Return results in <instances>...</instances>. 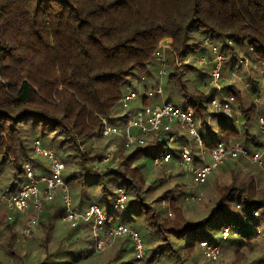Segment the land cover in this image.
Instances as JSON below:
<instances>
[{"label": "trees", "instance_id": "1", "mask_svg": "<svg viewBox=\"0 0 264 264\" xmlns=\"http://www.w3.org/2000/svg\"><path fill=\"white\" fill-rule=\"evenodd\" d=\"M204 39L217 46L231 70L239 73L250 66L255 72L250 89L254 87L251 91L256 96L264 94V0H0L1 190L14 193L19 189L25 181V163L37 175L48 174V160L33 152V143L39 140L62 161V178L69 185L73 207L84 210L96 204L111 224L121 220L140 229L144 236L151 235L146 243L150 260L199 264L200 250L202 259L213 263L202 256L199 242L205 239L200 233L214 225L235 230L237 248L225 264H256L259 257L248 262L245 256L255 245L262 247L264 254V187H258L254 176L245 173L247 177L241 179L232 168L235 174L227 185L215 187L216 195L206 213L198 220H189L173 193L183 192L182 184L151 198V185L138 166L142 160L151 163L163 152V133L127 148L121 138L104 137L100 132L102 119L121 127L135 116L138 105L122 108L119 101L129 89L140 88L143 106L170 102L193 110L206 155L217 142L238 141L249 153L261 151L264 136L257 126L258 118H264V103L260 106L247 101L233 85H226L225 94L219 96L233 98L230 110L206 120V103L214 92L209 72L202 73L209 78L208 85L201 80L196 83L190 76L198 70L195 59L201 53L208 50L213 58ZM164 42L167 65L159 97L154 95L160 82L154 53ZM188 56L191 61H185ZM149 90L152 95L147 94ZM253 126L259 138L251 132ZM185 134L183 137L190 136ZM191 137L192 150L199 149ZM114 146L115 156L104 170L93 169L91 161L95 157L100 160ZM179 158L174 154L171 162ZM237 160L248 161L243 157ZM117 188L126 194L122 217H113L110 212ZM43 204L46 207L42 206L38 215L57 218L63 214L59 199ZM32 211L30 207L25 215ZM8 216L0 214V231L8 234L0 264H7L9 258L18 264H68V257L78 258L74 248L80 238L64 249L48 250L47 225L42 228L43 238L36 241L39 256L19 255L16 221ZM81 227L89 231L86 238L91 240L90 226L85 222L70 227L69 238L77 237ZM128 242L125 237L117 238L113 254L103 264H138ZM82 250L80 246L77 253L81 255Z\"/></svg>", "mask_w": 264, "mask_h": 264}, {"label": "built area", "instance_id": "2", "mask_svg": "<svg viewBox=\"0 0 264 264\" xmlns=\"http://www.w3.org/2000/svg\"><path fill=\"white\" fill-rule=\"evenodd\" d=\"M164 44V45H163ZM161 44L154 53V59L158 64L157 73L160 76L166 74V58L164 56V47L167 42ZM203 44L208 47L213 58L209 68L210 84L214 87V92L207 100L206 109L208 112L207 121L213 119L220 111L230 110V103L233 98H220L216 95L218 90V81L221 78L222 66L226 63V59L219 52L216 45L209 43L207 39L203 40ZM195 61L202 64L205 61L204 56L197 57ZM152 90L147 92L152 95ZM154 92L162 94L161 85L158 84ZM140 91L129 89L120 98V106L128 108L140 99ZM254 100L258 103L259 98L254 96ZM258 127L260 133L264 136V118H258ZM186 131L193 136L199 146L201 154L200 165H196L189 153L192 146L185 144L180 149V163L185 166L186 173L190 176L191 181L195 185L205 183L213 172L222 165L237 160L239 157L247 159L250 163L262 168V156L264 155V147L261 151L249 153L243 145L238 142L225 144L217 142L209 152V158L204 153V138L197 131L194 120V112L191 108H183L170 102H161L150 107L139 108L135 116L121 127L110 126L102 119L101 134L104 137L111 135L121 138L125 147L130 148L134 145H143L150 136L163 133L165 137V146L161 154L152 158L151 164L158 166L173 160L170 153V144L183 138V132ZM33 152L46 158L49 162L48 174L37 175L29 163L23 166L25 181L20 185L19 189L14 193H5L0 187V204L9 211L23 213L30 207L34 209L35 216L28 223V227L22 232L28 235L31 231L33 223H35L36 215L42 208L44 201H53L59 198L63 214L62 220L69 224V227H75L81 222L88 223L93 241V249L95 252H102L117 238H127L132 248L134 258L142 264H160L152 261L147 257L146 245L140 233L129 224L122 222L110 223L107 214L101 207L96 204L89 205L84 210H78L73 207L72 197L67 184L62 178L64 165L60 161L53 150L42 146L39 140L33 143ZM112 158V153L106 151L100 158V162L107 163ZM126 194L122 188H117L115 197L112 200V207L116 210H122L125 207ZM171 216V213H168ZM8 220L11 216L7 217ZM230 227L224 226L220 230V236L224 241L229 236ZM202 256L217 263L220 259L221 244L201 240L199 242ZM264 264V261L263 263Z\"/></svg>", "mask_w": 264, "mask_h": 264}, {"label": "rangeland", "instance_id": "3", "mask_svg": "<svg viewBox=\"0 0 264 264\" xmlns=\"http://www.w3.org/2000/svg\"><path fill=\"white\" fill-rule=\"evenodd\" d=\"M203 54V55H202ZM202 56H204L205 61L202 64H198L195 61V65L197 67V71L191 72L190 76L197 81L196 83L200 82V80L205 82L207 85L209 83V78H206V76H203L202 73L204 72H209L210 68V63L212 60V56H210L208 50L205 51L204 53H201ZM165 56V55H164ZM200 56V55H199ZM191 56H188L185 61H191L192 59ZM194 58V57H193ZM229 63L227 62L222 66L221 70V78L218 81V90L216 91L217 96H223L225 93L224 87L226 85H233L235 88L239 89L242 94L243 98L248 100H252V102L256 105L259 104L260 106L263 105L264 103V94L263 92L258 94V98L260 102H256L254 100V96L257 93H253L251 91V77L254 75L255 72L252 73V70L250 69V66H246V69H243L241 72H236L235 70H231L229 68ZM254 71V70H253ZM164 82L162 78H160L159 84ZM250 85V86H249ZM140 87V85H137ZM258 86H261V83L258 84ZM140 90V88H139ZM156 93H154L155 95ZM157 95V94H156ZM162 95V94H161ZM160 94H158L159 97H161ZM256 96V95H255ZM139 103V108H145V107H150L152 106L151 104L148 105H142L141 100H138ZM137 104V103H136ZM247 105V104H246ZM131 106H135L132 104ZM181 106V105H180ZM184 105H182L183 107ZM237 114V111H235ZM261 117V116H260ZM258 127V126H257ZM258 129L256 127L251 128V132L255 134L256 138H259V134L257 133ZM183 136L187 135L185 134L186 131H182ZM185 138L184 141H178L176 144L175 142L170 144V153L172 155L174 154H179L180 156V148L177 147V145H182L184 142L185 144L188 143V145L192 146L193 148V138L191 136L183 137ZM180 138V139H183ZM44 142H49L47 140H44ZM94 149V146H93ZM113 150H108L109 152L112 153L113 158L116 153V148L115 146L112 148ZM200 149L195 148L194 150H189V153L193 159L194 163L201 162V154L199 152ZM107 151V150H106ZM60 159H64L65 157L60 153L58 154ZM206 155V154H205ZM208 155L205 157L207 158ZM98 157H95L91 161V166L93 169H95L98 172H101L104 170L105 165L108 163H102L98 160ZM36 160H41L42 163L45 164L44 159H40L39 157L36 158ZM233 162V163H232ZM48 161H47V172H48ZM138 166L140 167L142 173L144 174L146 178V183L151 185V198H154L164 190H172L175 186L182 184V189H184L183 192H173L176 198V204L182 211V214L184 217H186L189 220H198L200 219L207 211L208 207L211 205L213 201V197L216 195L215 192V187L220 186L223 187L229 183L231 180V177L235 172H232V168H234L236 171H238L236 174L239 178L243 179L247 177L246 174L249 176H254V179L258 185V187H264V156L262 158V168L250 163L249 161H240V160H235L231 161V163H226L222 165L221 167L217 168L213 174L209 177V179L206 181L204 185H195L192 181L190 176L186 173V168L185 166H182L180 163V160H174L173 162H167L166 164L162 163L158 166L152 165L149 160H142L138 163ZM73 168L70 166V169ZM246 173V174H245ZM159 184V186H157ZM68 189H69V185ZM94 193L95 190H92ZM59 199L58 197L55 198ZM42 206L46 207V204L44 205L42 203ZM44 210V209H43ZM110 212L111 215L114 216H120L122 217L124 215L123 210H116L112 207V199L110 200ZM170 212L168 210L167 214ZM0 214H5V215H10L12 217V220H15V226H16V250L18 251V254L22 255L23 253L28 254L30 257H36L39 256V251L37 247V240H40L43 238L44 234L42 231V228L47 225L49 226L47 235H48V250L50 252H54L58 247H63V249L74 239L80 238V244L75 247L74 253L78 255V258L73 255L67 258L68 264H103L106 259H108L112 254L114 250V244L115 241L107 247L105 250L102 252H95L93 249V241L92 238L90 240L89 238H86L89 235V231L85 229L84 227H81L78 231L79 235L76 237L74 235L71 239L69 238V235L71 236V229L69 227V224L64 222L62 220V214L61 217H53V216H47L46 213L36 215V220L35 223H33V226L31 228V231L29 232L28 235L23 234L22 230L28 227V223L31 221L30 219L35 216L34 211L28 212V214H19L16 211H9L5 210L4 206L0 204ZM30 217L29 220H27ZM118 222H122L121 220H117ZM112 222V221H111ZM116 222V221H114ZM5 223H10L8 220L5 221ZM221 229V228H220ZM220 229H217L214 225L211 227L210 230H206L205 234L200 233L201 237H205V240L213 243H219L221 244V254H220V259L217 263H210L206 262L202 259L200 255V250H198L197 253V261L199 264H225L227 261H230L232 259V255L234 250L237 248V242H235V230H232L231 232L229 231V236L222 241V238L220 236ZM138 231V230H137ZM145 241V244L147 241L150 239L151 240V235L146 234L145 236L143 235V232L138 231ZM149 238V239H148ZM8 240V234L3 230L0 231V258L1 261L4 262V250L3 247L6 245V242ZM157 241V240H156ZM82 246L84 251L81 255L78 254V249L79 247ZM74 247V246H72ZM128 247L131 248L129 242H128ZM146 248L147 244H146ZM86 249V250H85ZM243 252H247L246 250H243ZM263 248L259 247L257 245L254 246L253 251L247 252L246 253V258L249 261L255 257H259L256 261V264L260 263L261 258L264 257ZM147 257L149 258L150 253L146 250ZM74 257V258H73ZM6 260V259H5ZM7 264H18L16 263L13 259L9 258V260H6ZM264 261V258H263ZM263 261L260 263L262 264ZM141 264L139 261L138 264ZM254 263V262H252Z\"/></svg>", "mask_w": 264, "mask_h": 264}, {"label": "crops", "instance_id": "4", "mask_svg": "<svg viewBox=\"0 0 264 264\" xmlns=\"http://www.w3.org/2000/svg\"><path fill=\"white\" fill-rule=\"evenodd\" d=\"M136 103H137V104H136ZM136 103H134V105H139L138 102H136ZM177 141H179V140H177ZM184 145H185V144H184ZM184 145H182V146H184ZM181 148H182V147H181ZM207 158H209V154H208ZM196 165H200V162H198Z\"/></svg>", "mask_w": 264, "mask_h": 264}]
</instances>
